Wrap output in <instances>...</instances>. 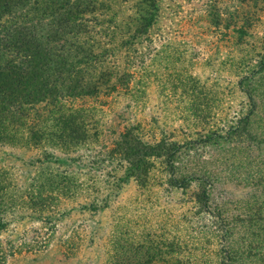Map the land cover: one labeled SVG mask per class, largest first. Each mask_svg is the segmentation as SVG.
Returning a JSON list of instances; mask_svg holds the SVG:
<instances>
[{"label": "rangeland", "instance_id": "374dc122", "mask_svg": "<svg viewBox=\"0 0 264 264\" xmlns=\"http://www.w3.org/2000/svg\"><path fill=\"white\" fill-rule=\"evenodd\" d=\"M137 1L115 0L113 11L118 19L129 15ZM157 3L155 24L131 48L137 64L131 72L135 73L133 87L140 89L138 101L135 103L119 89L117 93L75 101V106L86 109L90 118L89 147L80 150L81 163L86 165L82 174L97 152L105 156L126 126L139 123L142 137L149 142L162 136L183 142L196 132L228 127L236 122L239 111L246 109L237 82L245 61L254 59L253 51L258 52L259 42L264 40V0ZM246 19L249 27L243 28L246 34L241 39L235 29ZM257 83L252 130L264 137V77ZM95 130L99 131L96 137ZM41 155L40 149L0 144V171H8L18 184L26 185L39 168L45 171ZM204 157L207 163L199 158L184 163L191 165L189 168L204 165L219 173V193L212 197V207L221 208L225 217L255 212L259 206L264 211V142L249 144L243 140L230 149L211 150ZM109 169L92 172L99 177V188ZM160 175L159 170L145 191L132 180L122 184L103 209L81 210L79 203H86V194L63 201L62 209L71 210L48 225L32 218L29 210L9 212V224L0 230L1 244L12 251L7 264H112L113 259H122L115 248L124 241L132 261L134 245L147 234L155 240L180 243L170 256L155 259L156 264H187L194 259L207 263L214 257L208 242L214 220L210 215L197 214L192 198L196 184L185 191L172 189L158 184ZM233 230L229 242L233 246L245 247L249 242L264 246V221L250 229L239 224Z\"/></svg>", "mask_w": 264, "mask_h": 264}, {"label": "trees", "instance_id": "16d2710c", "mask_svg": "<svg viewBox=\"0 0 264 264\" xmlns=\"http://www.w3.org/2000/svg\"><path fill=\"white\" fill-rule=\"evenodd\" d=\"M157 2L138 0L129 15L118 19L113 11L115 0H0V144L40 149V164L46 167L45 171L39 168L26 185L18 184L8 171H0V230L8 226L7 215L15 209L29 210L32 218L48 225L71 210L62 209L63 201L77 200L82 194L88 199L79 203L81 210L103 209L122 184L132 180L145 191L160 170L159 185L185 191L196 184L192 198L197 214L214 220L208 234L214 257L204 264H264L263 245L249 242L236 247L229 243L239 224L250 229L264 221L263 206L225 217L221 208L211 205L212 197L219 193V173L204 165H188L197 158L207 163V152L230 149L243 140L264 142L252 130L257 82L264 77L263 39L259 51H253L254 59L245 61L237 82L246 109L239 111L236 122L196 132L183 142L164 136L149 142L142 137L139 123L126 126L105 156L97 152L82 174L86 165L81 163L80 150L89 147L90 118L75 101L119 90L138 101L140 89L132 85L135 73L131 70L137 64L131 48L155 24ZM248 23L246 19L235 29L241 39ZM98 135L95 130L93 136ZM107 167L105 183L99 188V177L92 172ZM179 244L147 234L134 245V260L127 256L124 241L115 248L122 259H113L112 264H156L155 259L170 256ZM10 253L11 248L0 242V264H7ZM194 261L187 264H202Z\"/></svg>", "mask_w": 264, "mask_h": 264}]
</instances>
